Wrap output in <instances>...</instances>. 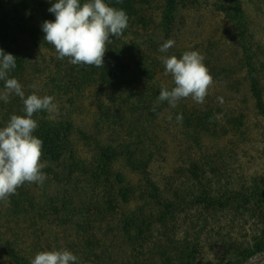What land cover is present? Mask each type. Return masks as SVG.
Returning <instances> with one entry per match:
<instances>
[{
  "label": "rangeland",
  "instance_id": "obj_1",
  "mask_svg": "<svg viewBox=\"0 0 264 264\" xmlns=\"http://www.w3.org/2000/svg\"><path fill=\"white\" fill-rule=\"evenodd\" d=\"M1 1L4 12L18 9L14 0ZM130 1L115 7L129 17L125 34L110 39L131 48L113 60L104 58L103 66L118 58L132 68L141 55L142 62L154 68L150 71L157 84L164 80L169 84L172 78L164 74L160 57L179 58L185 51L196 50L205 58L213 85L203 104L187 98L175 108L158 109L159 115H148L138 108L126 109L134 95L143 94L147 75L139 83L118 88L115 81L82 73V95L69 91L57 105L58 112L50 114L54 123L63 124L70 146L51 163L52 170L43 169L47 173L43 186L25 183L7 202H0V264H14L15 255L27 259L40 251L61 249L76 255L78 264H264V260L256 261L264 250V119L248 89L239 28L219 9L227 1L177 0L173 32L166 35L160 26L164 0ZM105 3L114 7L109 0ZM25 4V13L12 12L16 19L10 17L12 36L22 42L19 49L15 45L11 49L24 54L29 68L15 78L25 96L39 90L44 96L51 88L50 73L43 69L36 46L29 43L30 5ZM242 5L249 42L264 66V0H242ZM24 26L26 31L21 33ZM169 39L175 45L161 53L160 45ZM42 51L44 61H51L53 50L45 46ZM260 74L264 95V67ZM101 82L104 90L99 89ZM32 85L36 87L31 90ZM91 86L96 88L93 93ZM113 102L118 103L114 118L119 119L115 127H109L104 117ZM0 103L3 127L12 114L20 115L23 102L13 95L9 103ZM140 112L143 125L129 128L126 120L121 123ZM177 114L183 115L182 124L176 123ZM214 115L219 119L210 123ZM140 135L147 143L146 135L155 139L158 145L157 161L153 159L145 169L133 171L121 157L107 167L96 154L104 137L112 145L138 144ZM54 166L59 167L55 172ZM158 199L167 200V210L153 206ZM30 202L35 203L28 207Z\"/></svg>",
  "mask_w": 264,
  "mask_h": 264
},
{
  "label": "clouds",
  "instance_id": "obj_2",
  "mask_svg": "<svg viewBox=\"0 0 264 264\" xmlns=\"http://www.w3.org/2000/svg\"><path fill=\"white\" fill-rule=\"evenodd\" d=\"M119 2V0H117ZM48 11L54 20L42 23L44 41L54 46L56 58L76 66L103 68L104 56L110 37L120 38L128 27L129 17L125 10L105 3V0H56ZM175 45L167 40L159 47L167 53ZM164 74L170 75L173 87L162 86L156 105L166 102L175 108L182 99L191 98L196 104H203L213 85V77L204 64V56L196 50H189L177 58L175 55L160 57ZM16 57L0 49V101L9 103L10 96H17L23 102V115L12 114L6 125L0 127V202H7L25 183L43 186L47 176L41 162L43 141L33 133L38 128L34 114L44 111L57 113L58 106L51 95L39 96L33 91L25 96L21 83L9 76L16 67ZM35 89V85L31 86ZM219 99V98H218ZM222 102V101H221ZM152 112L159 115L157 107ZM219 119V115L209 118ZM172 120V116H168ZM177 124L183 123V115L175 117ZM30 264H78V257L67 249L40 251Z\"/></svg>",
  "mask_w": 264,
  "mask_h": 264
},
{
  "label": "trees",
  "instance_id": "obj_3",
  "mask_svg": "<svg viewBox=\"0 0 264 264\" xmlns=\"http://www.w3.org/2000/svg\"><path fill=\"white\" fill-rule=\"evenodd\" d=\"M28 2L30 5L27 13L30 15L27 17H31V22L27 25V37L31 39L29 42L33 48L36 46L37 53L39 55V59L43 61V69L50 73V86L51 88L48 90L47 94L44 95H51L55 98L54 102L60 106L61 102L65 101V96H67V93L69 91H73L72 93L76 96L82 95V90H84V80L85 75L82 73H87L90 76L92 75H98L100 77L99 80H102L101 78L105 79L103 81H115L116 84L121 86L124 83H139L143 81L140 79L141 77L146 76V79L143 81L145 84L142 86L143 88V94L142 95H134L133 100L130 102L131 106L127 107L126 109H136L138 108L141 112H144L148 115H151L152 108L154 106L157 107V110L167 106L168 104L166 102L156 105V100L159 95L160 89L162 86L171 88L173 87V82L171 81L169 84L164 80L160 85L157 84L158 80L155 81L154 73H151L150 70H153L154 68L150 67L146 62H142L143 58L141 55H139V59L137 58L136 62L133 64L132 68H129L125 66L124 64L120 63L118 61V58L110 64L103 66V68L98 69L95 66H76L72 65L68 62L67 58L64 60H59L56 58V51L54 49V46L45 43L44 41V32L42 31V23L45 20H54L55 16L54 14H46L45 10L50 6L53 0H14V3L18 4V9L13 10L15 14L19 13H25L26 8L24 5L25 2ZM113 3L114 7H118L119 5L125 7V5H129L130 0H109ZM227 2H223L220 4L219 9L224 13L225 18L237 26L239 28L238 32V41L239 45L241 47V60L244 63V69L246 71V78L248 83V89L250 91V95L253 98L254 101V107L259 115L262 116L264 119V95L261 88V80L260 76L261 71H263V67L261 64V61H259V57L257 56L256 52L254 51V48L251 46L249 42V34L248 31L245 30V21H246V12L243 9L242 0H226ZM82 2V0H81ZM177 0H164V6L162 9V18L160 21L161 30L163 33L170 34L173 32L174 28V22H175V14L178 6ZM55 3V2H54ZM3 9V3L0 0V49H3L6 54L11 53L16 57V64L17 67L9 73L10 77L15 78L17 73L23 72V71H29V68L26 67L24 63V54L17 55L18 51H15L12 48V46H16L17 49L20 48L22 45V42L18 41L16 38L12 36V32L10 30L11 18H15V14H11L10 11ZM33 14L35 16H33ZM38 15V20L35 19ZM11 17V18H10ZM16 19V18H15ZM21 20V18H18L17 20ZM22 22V21H21ZM14 26V25H13ZM39 28V29H38ZM26 27L24 26L21 29V33H25ZM125 34V31L123 32V35ZM43 35V36H42ZM111 42H114L113 44ZM107 45V51L105 53L104 58L108 60H113L117 56L120 55V53L125 52L122 51L126 48H131V45L129 46L127 44H124L123 41H117L114 40L111 41ZM41 43V46H40ZM49 47V50H53L51 56L53 57L51 61H44V58L42 57L43 48ZM131 50V49H129ZM24 50H20V52H23ZM128 51V50H127ZM138 52V51H136ZM108 53V54H107ZM131 53V52H129ZM28 55H27V66H30V62L28 61ZM146 59V58H145ZM145 61V60H144ZM120 64V66H119ZM152 66V65H151ZM31 69V68H30ZM85 70V71H84ZM84 71V72H83ZM127 75L131 76L128 80H123L124 77ZM121 79V83L118 81V79ZM154 80L152 84L149 82ZM76 81H80L83 84H76ZM109 83V84H110ZM131 83V84H132ZM104 82H101L99 89H105L103 88ZM120 86V87H121ZM86 88V87H85ZM33 88L31 87V90ZM92 89L95 90V86H91L90 91ZM98 89V88H97ZM41 90L36 91V94L39 96H43ZM81 93V94H80ZM122 96V95H121ZM120 96V97H121ZM136 101V102H133ZM1 104V103H0ZM103 105V104H101ZM118 103H114L111 108V112L109 115H106L104 117L107 122V125L109 127H115L116 119L114 118L116 116V113L119 111L118 109ZM1 110V107H0ZM124 111V110H123ZM116 112V113H115ZM141 112L135 117L131 118L130 120L124 119L121 123H124L126 120V125L130 128L131 126L135 125L136 123H141L143 125L144 119L141 116ZM20 115H23V112H20ZM113 117V118H112ZM118 117V114H117ZM34 119L38 122V128L35 130L34 135L40 138L43 141V148H42V160L44 163H46V169L52 170L53 166H51V163L53 161H57L59 158L63 156V153L66 149V145L70 146V139L66 134V131H63L62 129H65L61 121H56L55 123L51 120L50 114L44 111L38 112L34 114ZM61 131V137L60 132ZM131 135V129L128 132ZM144 135V134H143ZM143 135H140V143H124L120 142L118 144L114 143L113 145L110 144L111 141L108 143L105 141L106 138L104 137L102 140L103 145H97V155L107 164H108L115 158L121 157L123 158L130 166L131 170H137L139 168L145 169L152 163L153 159H156L154 157V154H156L158 150V145L156 143L155 139H152L151 137H148L146 135V139L148 141H144ZM132 137V136H130ZM114 146V147H113ZM77 156V155H76ZM157 161V159H156ZM105 164V165H106ZM128 166V165H127ZM56 168H59L58 166H54V172L56 171ZM46 173V172H45ZM47 174V173H46ZM54 177H56V173H53ZM92 178V177H91ZM90 196H88V199ZM162 199V198H161ZM155 200V206L163 207V209L167 210L168 203L167 200ZM67 201V199H66ZM146 202V201H145ZM9 202V206H10ZM33 203H28V207L33 205ZM105 205V203H104ZM10 208V207H9ZM69 216V213H67ZM146 215V214H145ZM72 218L73 216H69ZM146 217V216H145ZM33 257H27V259L21 257H17V255L12 257V262L14 264H30V260Z\"/></svg>",
  "mask_w": 264,
  "mask_h": 264
},
{
  "label": "built area",
  "instance_id": "obj_4",
  "mask_svg": "<svg viewBox=\"0 0 264 264\" xmlns=\"http://www.w3.org/2000/svg\"><path fill=\"white\" fill-rule=\"evenodd\" d=\"M264 260V250L258 255V257L256 258V261H262Z\"/></svg>",
  "mask_w": 264,
  "mask_h": 264
}]
</instances>
